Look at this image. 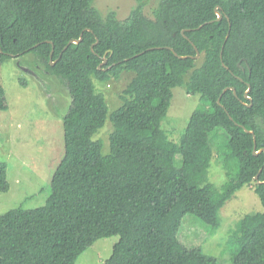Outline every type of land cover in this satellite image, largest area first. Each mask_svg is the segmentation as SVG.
<instances>
[{
    "label": "trees",
    "instance_id": "trees-1",
    "mask_svg": "<svg viewBox=\"0 0 264 264\" xmlns=\"http://www.w3.org/2000/svg\"><path fill=\"white\" fill-rule=\"evenodd\" d=\"M94 3L0 0V60L33 52L71 94L52 192L42 206L0 213V264H75L115 235L103 264H218L180 240L182 219L193 214L219 228L226 202L253 182L263 210L245 214L228 244L231 264H264V151L254 153V135L240 126L254 130L256 150L264 147V0H162L153 16L137 0L124 19ZM125 71L134 76L109 113L94 79ZM181 86L199 102L177 141L164 123ZM8 108L0 84V110ZM108 118L114 130L106 154L94 136ZM218 128L228 137L221 186L209 177ZM9 189L8 164L0 161V192Z\"/></svg>",
    "mask_w": 264,
    "mask_h": 264
},
{
    "label": "rangeland",
    "instance_id": "rangeland-1",
    "mask_svg": "<svg viewBox=\"0 0 264 264\" xmlns=\"http://www.w3.org/2000/svg\"><path fill=\"white\" fill-rule=\"evenodd\" d=\"M144 1L145 14L153 16L162 0ZM136 3L137 0H95L94 4L103 13L114 9L118 17L124 19ZM133 76V72L125 71L118 79L106 82L94 79L97 90L106 97L109 113L122 104L121 94ZM0 84L5 88L9 103L7 110H0V161L8 164L10 182L9 191L0 192V213L16 207L37 208L49 198L53 174L64 156L63 119L71 104V94L60 76L46 72L38 64L33 52L0 60ZM198 102L199 95H192L186 87L174 89L164 123L173 140H179ZM113 130L114 123L108 118L94 136L103 141L106 154L110 152ZM212 140L215 147L209 177L221 186L227 178L221 152L225 150L228 137L218 128ZM262 210L255 183L246 184L221 209L219 228L214 229L198 216L187 214L182 219L179 238L187 246L201 247L205 253L215 256L218 264H231L232 247L228 244L231 231L245 214ZM118 239L115 235L97 240L75 264H103Z\"/></svg>",
    "mask_w": 264,
    "mask_h": 264
},
{
    "label": "water",
    "instance_id": "water-1",
    "mask_svg": "<svg viewBox=\"0 0 264 264\" xmlns=\"http://www.w3.org/2000/svg\"><path fill=\"white\" fill-rule=\"evenodd\" d=\"M220 6H217V8H216V13H217V15H218V17H217V20H222L223 19V17H224V15H223V13L221 12V10H220ZM204 24H202L200 27H202ZM183 34H184V31H183ZM185 35V34H184ZM229 36V33L227 34V37ZM185 37H186V35H185ZM83 39V34L81 33V36L78 38V39H71L67 44H66V47H65V49L68 47V45L70 44V43H78L79 41H81ZM98 41V40H97ZM96 41V42H97ZM195 45V44H194ZM93 48V47H92ZM195 48H196V51H197V54L194 56V57H196V58H199V57H201V52H200V50L197 48V46L195 45ZM172 50H173V48H171ZM54 50V49H53ZM175 52V51H174ZM176 53V52H175ZM223 53V52H222ZM222 53H221V56H222ZM177 54V53H176ZM178 55V54H177ZM178 56H180V57H182V58H187V55H178ZM107 58L106 57H104V61L99 65V68H101L102 67V64H104V63H107ZM52 64H55V61H52ZM228 88H226L224 91H226ZM231 89H233V91H234V93L236 94V91H235V88H233V87H231ZM250 91V87L248 88V90L246 91V96H247V98H249V96L247 95V92H249ZM251 105V104H250ZM240 126H242L247 132H249V133H251V134H253L254 135V141H255V144H254V148H255V154H259L260 152H262V151H264V147L263 148H261V149H259V150H256V146H257V143H256V141H257V138H256V135H255V132H254V130H250V129H247L244 125H240ZM256 178H258V175H256Z\"/></svg>",
    "mask_w": 264,
    "mask_h": 264
},
{
    "label": "flooded vegetation",
    "instance_id": "flooded-vegetation-1",
    "mask_svg": "<svg viewBox=\"0 0 264 264\" xmlns=\"http://www.w3.org/2000/svg\"><path fill=\"white\" fill-rule=\"evenodd\" d=\"M260 149H261V148H260ZM262 152H263V151H262ZM262 152H260V153H262ZM260 153H259V154H260Z\"/></svg>",
    "mask_w": 264,
    "mask_h": 264
}]
</instances>
